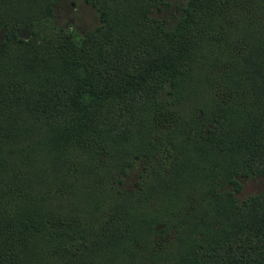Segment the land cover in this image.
Listing matches in <instances>:
<instances>
[{"label":"trees","instance_id":"obj_1","mask_svg":"<svg viewBox=\"0 0 264 264\" xmlns=\"http://www.w3.org/2000/svg\"><path fill=\"white\" fill-rule=\"evenodd\" d=\"M56 1L0 0V264H264V0Z\"/></svg>","mask_w":264,"mask_h":264},{"label":"rangeland","instance_id":"obj_2","mask_svg":"<svg viewBox=\"0 0 264 264\" xmlns=\"http://www.w3.org/2000/svg\"><path fill=\"white\" fill-rule=\"evenodd\" d=\"M166 5L159 9H153L152 15L159 19H164L168 24H172L180 13V7L185 0H165ZM56 24L62 32L79 38V34L87 30H92L98 24V17L94 7L86 3L85 0H57L53 5ZM137 169L130 171V175L125 178L123 184L126 188L133 187L136 180ZM263 177H246L241 180L242 187L236 194L241 200L247 195L258 192L263 185Z\"/></svg>","mask_w":264,"mask_h":264}]
</instances>
